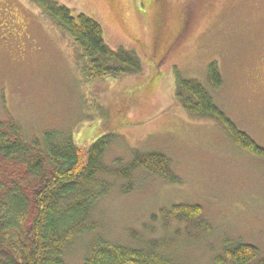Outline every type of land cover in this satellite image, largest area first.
<instances>
[{
  "label": "rangeland",
  "instance_id": "374dc122",
  "mask_svg": "<svg viewBox=\"0 0 264 264\" xmlns=\"http://www.w3.org/2000/svg\"><path fill=\"white\" fill-rule=\"evenodd\" d=\"M59 1L97 19L111 47L135 50L142 72L87 81L74 42L36 4L0 0V122L17 121L28 139L66 130L83 149L114 133L107 165L131 160L134 150L159 151L178 176L170 182L139 170L127 193L117 180L93 210L95 230L71 243L66 263L83 264L97 236L169 239L177 264H215L227 238L264 254V156L236 144L215 120L190 116L176 98L177 71L199 79L264 146V0ZM212 61L223 79L216 89L208 82ZM176 203L200 204L211 230L152 218Z\"/></svg>",
  "mask_w": 264,
  "mask_h": 264
},
{
  "label": "trees",
  "instance_id": "16d2710c",
  "mask_svg": "<svg viewBox=\"0 0 264 264\" xmlns=\"http://www.w3.org/2000/svg\"><path fill=\"white\" fill-rule=\"evenodd\" d=\"M30 1L74 42L76 61L87 81L142 72L138 53L111 47L102 24L91 15L75 12L59 0ZM208 79L214 89L222 84L216 61L209 64ZM176 98L190 116L215 120L236 144L264 156V146L237 126L199 79L177 71ZM113 140L115 134L107 132L83 149L66 130L47 129L28 139L17 121L0 122V161L7 165L0 170V264H67V248L77 237L95 230L93 210L117 180L122 181L124 193L136 188L139 170L178 182L170 157L159 151L134 150L131 160L107 165L104 155ZM152 218L164 226L177 221L211 230L197 203L162 207ZM131 234L137 238L136 232ZM168 240L121 243L97 236L83 264H177ZM214 262L264 264V254L254 243L227 238Z\"/></svg>",
  "mask_w": 264,
  "mask_h": 264
}]
</instances>
